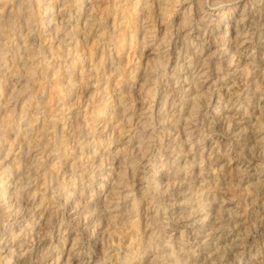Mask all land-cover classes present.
Instances as JSON below:
<instances>
[{"label":"clouds","instance_id":"1","mask_svg":"<svg viewBox=\"0 0 264 264\" xmlns=\"http://www.w3.org/2000/svg\"><path fill=\"white\" fill-rule=\"evenodd\" d=\"M0 264H264V0H0Z\"/></svg>","mask_w":264,"mask_h":264}]
</instances>
